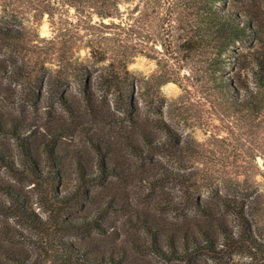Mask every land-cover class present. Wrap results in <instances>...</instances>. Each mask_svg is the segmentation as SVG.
<instances>
[{"label": "rangeland", "instance_id": "rangeland-1", "mask_svg": "<svg viewBox=\"0 0 264 264\" xmlns=\"http://www.w3.org/2000/svg\"><path fill=\"white\" fill-rule=\"evenodd\" d=\"M191 1L112 0L104 7L100 0H0V25L23 35L19 44L0 42V153L15 168L0 160V184L19 199L16 204L0 190V264H74L80 258L189 264L170 258L168 242L172 237L179 242L183 231L196 233L198 226L208 229L215 249L194 255L192 264H264V254L230 252L215 221L189 204H212L216 195L242 201L252 235L264 244V108L234 107L205 73L210 50L195 41ZM215 8L245 9L253 18L255 33L222 53L235 65L221 75L255 89L249 68L264 64V0ZM127 52L133 54L126 76L134 85L136 110L155 140L163 139L155 121L167 123L186 145L183 153H146L130 121L136 110L120 109L99 90L96 102L86 105L75 78L57 73L64 60L87 67L93 79ZM44 78L58 87L72 115L51 95L52 84L41 86ZM162 79L170 81L160 85ZM131 139L141 154L128 147ZM20 140L43 179L28 174ZM48 148L60 174L54 181ZM163 169L187 173L191 185L153 183ZM54 195L70 201L57 204ZM214 209L237 236L238 219ZM55 211L75 226L53 227ZM147 227L159 234L161 256L150 250Z\"/></svg>", "mask_w": 264, "mask_h": 264}, {"label": "trees", "instance_id": "trees-1", "mask_svg": "<svg viewBox=\"0 0 264 264\" xmlns=\"http://www.w3.org/2000/svg\"><path fill=\"white\" fill-rule=\"evenodd\" d=\"M116 3V0H113ZM235 0H192L191 6L193 11L194 21L197 25V30L195 31V41L199 47H208L210 50V55L205 59L206 66L204 67L205 73L218 87L224 89L225 98L230 100L234 107L245 105L251 109L259 110L264 108V64L260 61H256L255 67H250L255 83V89H249L245 84H243L238 77L234 75H221L222 70L225 67H232L235 65L234 58L229 56L222 57V53L229 48V45L235 40L240 39L244 35H250L255 33L254 27L251 25L253 20L249 16L245 9H240L238 11L230 10L226 8L225 10H217L215 5L218 3L228 4ZM112 0H100L102 6L110 4ZM100 15L109 16L110 13L101 11ZM23 38L22 32L17 28L5 27L0 25V42L2 44L17 43ZM146 54V52H145ZM133 54L127 52L122 53L121 57L113 59L111 63L105 65L103 70H101L92 79V75L89 73L87 67H83L79 64L72 63L70 61H59L61 68L57 71L60 76H73L77 83L80 85V92L82 94V99L86 105L91 106L97 100L95 95V90L102 91L104 97L111 96L113 101L118 104L119 108L124 110L125 108L137 109L136 103L133 96V82L128 81L126 65L129 62V57ZM155 58V57H154ZM117 64V66H115ZM120 67V68H119ZM69 80V79H67ZM169 79L160 80V85L169 82ZM44 83L52 84L54 88L49 89L53 98H56L61 106L73 114V109L70 103L64 98L63 94L60 93L58 87L54 85L53 82L50 83L48 78H44L41 86ZM236 84L237 88L234 87ZM133 91V92H132ZM240 92V93H239ZM131 125L135 129L137 136L140 138L144 145L146 153L149 154H181L187 150L185 144L179 143L175 133L172 131L170 126L163 120L158 119L155 121V127L161 130L163 133V139L155 140L152 137L151 131L147 126L143 116L140 115L138 110L132 115H130ZM2 124H0L1 126ZM3 128V127H2ZM10 132L9 129H5ZM11 133L19 138L18 132L12 130ZM128 147L135 154H141L143 151L136 147L135 141L133 139L128 140ZM20 148L21 155L24 159V163L29 169L28 174L36 180L43 179V174L39 175V172L32 166L33 158L30 155L29 149L22 142L19 141L18 144ZM48 157L51 161V174L50 180L54 181L55 178L59 177V171L57 165L55 164V158L52 148L47 149ZM0 160L10 170H15L14 166L6 159L2 157L0 153ZM54 163V164H53ZM103 168V165H101ZM85 174L80 172V177L83 178ZM191 177L179 170L163 169L160 174L152 177L153 183H159L164 180L177 181L181 184L191 185ZM47 179V178H44ZM48 180V179H47ZM189 184V185H188ZM0 190L6 192L11 196L12 200L19 204V199L13 194L11 188L7 184H0ZM56 195H59L55 193ZM54 199H58L57 204L63 205L70 201V198H62L54 195ZM68 200V201H67ZM57 201V200H56ZM189 202V201H188ZM189 204L195 206L197 209L201 210L204 214L211 217L216 225L217 230L220 232L222 238L224 239L225 245L229 248L230 252H258L264 254V244L257 241L250 231V226L248 220L244 215V205L242 201L231 199L222 195H216L215 200L212 204H199L195 201H191ZM168 207L173 208L174 206L169 204ZM214 207L217 208L219 212L222 213H232L239 222L240 231L239 234L232 235L226 228V225L219 221L214 215ZM24 214L25 211L21 210ZM57 212V211H55ZM26 216V215H25ZM55 223L53 227H58L59 229L67 228V226H75L74 224L66 223L63 220L61 213L55 216ZM68 222V221H67ZM195 230V229H194ZM147 231L151 236L150 250L159 254H163L158 247H156V241L159 234L147 227ZM197 234L203 242L197 241ZM179 242L176 243V238L172 237L168 242L171 247V256L177 260H187L189 264H192V257L199 254L203 250L212 251L214 248L213 240L207 228H201L198 226V230L188 233L184 232L180 234ZM180 246V250H177L175 246ZM72 247L67 249L68 257H72ZM73 264V263H71ZM74 264H118L114 261L106 262L105 260H86L83 258L77 259Z\"/></svg>", "mask_w": 264, "mask_h": 264}]
</instances>
